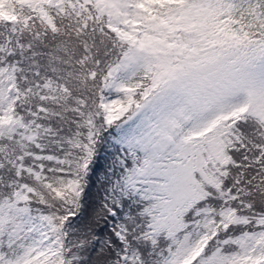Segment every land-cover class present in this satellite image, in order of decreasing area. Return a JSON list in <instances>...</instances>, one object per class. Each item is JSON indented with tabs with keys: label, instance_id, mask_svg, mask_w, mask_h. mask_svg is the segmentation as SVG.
I'll return each instance as SVG.
<instances>
[{
	"label": "snow or ice",
	"instance_id": "6c2138e0",
	"mask_svg": "<svg viewBox=\"0 0 264 264\" xmlns=\"http://www.w3.org/2000/svg\"><path fill=\"white\" fill-rule=\"evenodd\" d=\"M0 264H264V0H0Z\"/></svg>",
	"mask_w": 264,
	"mask_h": 264
}]
</instances>
